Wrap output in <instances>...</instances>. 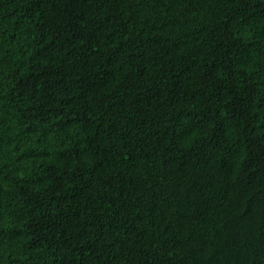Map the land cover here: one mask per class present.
<instances>
[{
  "label": "trees",
  "instance_id": "1",
  "mask_svg": "<svg viewBox=\"0 0 264 264\" xmlns=\"http://www.w3.org/2000/svg\"><path fill=\"white\" fill-rule=\"evenodd\" d=\"M0 264H264V0H0Z\"/></svg>",
  "mask_w": 264,
  "mask_h": 264
}]
</instances>
